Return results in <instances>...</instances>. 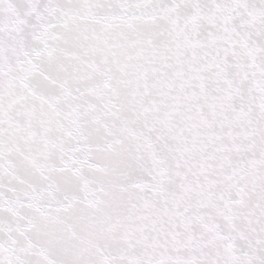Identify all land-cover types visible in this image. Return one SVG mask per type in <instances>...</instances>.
Here are the masks:
<instances>
[{"label":"snow or ice","instance_id":"1","mask_svg":"<svg viewBox=\"0 0 264 264\" xmlns=\"http://www.w3.org/2000/svg\"><path fill=\"white\" fill-rule=\"evenodd\" d=\"M0 264H264V0H0Z\"/></svg>","mask_w":264,"mask_h":264}]
</instances>
